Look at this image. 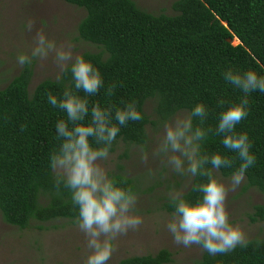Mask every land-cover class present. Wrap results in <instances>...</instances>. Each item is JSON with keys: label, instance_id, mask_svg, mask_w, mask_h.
Returning a JSON list of instances; mask_svg holds the SVG:
<instances>
[{"label": "trees", "instance_id": "16d2710c", "mask_svg": "<svg viewBox=\"0 0 264 264\" xmlns=\"http://www.w3.org/2000/svg\"><path fill=\"white\" fill-rule=\"evenodd\" d=\"M62 1L85 11L77 25L78 37L101 50L81 54L99 69L105 82L98 94L89 97V105L111 103L122 108L135 100L144 116L121 127L110 153L118 142L138 147L147 143V101L153 102L154 123L160 124L202 102L209 109L204 126L215 128L222 110L217 101L224 99L226 108L242 95L222 73L231 67L264 74V0H175L171 4L174 15L148 13L132 0ZM31 78L32 68L25 65L0 90V217L19 230L30 228L31 223L74 222L76 216L68 191L62 188L57 194L49 168L50 151L60 143L55 138L56 122L67 117L48 102L47 94L61 98L64 87L73 84L72 76L69 71L60 82L43 80L29 93ZM112 82L117 86L113 95L106 97V87ZM193 123L196 125L197 119ZM236 131L247 132L252 141L250 151L257 157L245 174L246 188L264 196V93L250 94L249 115ZM221 140V136L210 134L202 142V151L235 156ZM238 165L239 159L233 168L221 169L220 176L229 178ZM110 177L118 186L135 192L130 178L121 174ZM184 195L195 201L200 194L189 187ZM161 209L171 215L169 199ZM249 221L264 223V204L253 206ZM256 240L228 254L204 252L194 264H264V240L259 239V246ZM171 261V252L161 249L154 255L124 258L118 264Z\"/></svg>", "mask_w": 264, "mask_h": 264}, {"label": "clouds", "instance_id": "9594fccd", "mask_svg": "<svg viewBox=\"0 0 264 264\" xmlns=\"http://www.w3.org/2000/svg\"><path fill=\"white\" fill-rule=\"evenodd\" d=\"M34 27V19H29L24 26L28 33H32ZM32 43L30 52L18 53V66L51 58L59 69L55 76L57 82L64 74L71 73L73 84L64 87L61 98L51 92L47 94L48 102L66 112L67 117L56 122L55 138L60 143L50 151L49 168L57 194L62 188L70 194V203L76 212L74 224L85 237L84 264H107L116 251L114 241L129 231H138L143 219L135 214L137 194L130 187L118 186L101 162L109 159L121 127L127 126L129 121H141L144 116L135 100L124 103L122 108L111 103L101 106L98 102L90 106L89 97L105 87L99 69L83 55H74L71 45L58 44L49 38L41 28L35 30ZM222 75L242 95L238 102L226 108L224 99L217 101L222 110L216 127L204 126L209 109L202 102L196 103L191 111L163 122L162 135L157 137L151 152L162 166L188 177L186 187L200 194L195 201H190L183 190L170 189L168 199L173 211L166 228L173 242L184 248L196 245L209 255L228 254L252 243L243 227L231 222L226 201L228 193L241 185L247 170L256 163L257 157L250 151L252 141L247 132H237L236 126L249 115L250 94L264 93V74L255 70L240 72L229 67ZM116 86V82L108 84L105 96L111 97ZM194 118L198 121L196 125ZM24 128L21 125V131ZM210 134L221 136L222 145L236 155L203 152L202 142ZM139 153L140 161L147 163L149 154L145 145H140ZM237 159L239 165L225 184L217 173L233 168ZM198 177L204 179H195ZM260 243L262 241L257 239V246Z\"/></svg>", "mask_w": 264, "mask_h": 264}, {"label": "rangeland", "instance_id": "374dc122", "mask_svg": "<svg viewBox=\"0 0 264 264\" xmlns=\"http://www.w3.org/2000/svg\"><path fill=\"white\" fill-rule=\"evenodd\" d=\"M132 1L148 13L174 15L171 4L175 0ZM84 15L83 9L62 0H0V90L23 68L17 65L16 57L22 51L30 52L36 29H43L58 44L71 45L74 55L99 53V47L78 37L77 25ZM29 19L35 20L32 33L24 28ZM237 43L232 41L233 45ZM29 66L32 68L29 93L43 80H56L59 69L51 58L44 62L34 60ZM144 111L150 120L146 126L147 163L140 161L138 146L122 142L116 144L108 160L101 162L109 170V175L121 174L134 182L138 197L135 214L143 219L138 231H129L114 241L116 251L107 264H118L120 260L134 256L154 255L161 249L171 252L172 261L169 264H194L205 251L196 245L184 248L175 244L166 228L170 214L161 209L170 189L183 190L184 193L189 189L186 187L189 178L177 175L162 166L159 159L152 157L151 152L157 137L162 135L163 124L154 123L156 117L152 101L145 103ZM184 113L187 112L177 114ZM217 175L225 184L228 183L230 177ZM226 204L231 222L240 224L250 240H264V223L249 221L253 206L264 204V196L260 192L246 188L244 179L234 192L228 193ZM86 255L85 237L74 222L31 223L30 228L19 230L4 223L0 217V264H84Z\"/></svg>", "mask_w": 264, "mask_h": 264}, {"label": "bare ground", "instance_id": "6f19581e", "mask_svg": "<svg viewBox=\"0 0 264 264\" xmlns=\"http://www.w3.org/2000/svg\"><path fill=\"white\" fill-rule=\"evenodd\" d=\"M235 42H238L237 40H235Z\"/></svg>", "mask_w": 264, "mask_h": 264}]
</instances>
